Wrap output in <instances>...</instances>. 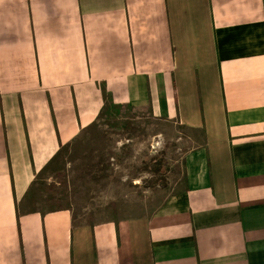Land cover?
Segmentation results:
<instances>
[{
	"label": "crops",
	"instance_id": "obj_1",
	"mask_svg": "<svg viewBox=\"0 0 264 264\" xmlns=\"http://www.w3.org/2000/svg\"><path fill=\"white\" fill-rule=\"evenodd\" d=\"M204 132L151 215L21 212L106 101ZM0 264H264V0H0Z\"/></svg>",
	"mask_w": 264,
	"mask_h": 264
},
{
	"label": "rangeland",
	"instance_id": "obj_2",
	"mask_svg": "<svg viewBox=\"0 0 264 264\" xmlns=\"http://www.w3.org/2000/svg\"><path fill=\"white\" fill-rule=\"evenodd\" d=\"M202 141V131L156 118L147 106L108 100L35 176L20 211L69 209L81 225L149 216L181 188L182 156Z\"/></svg>",
	"mask_w": 264,
	"mask_h": 264
},
{
	"label": "trees",
	"instance_id": "obj_3",
	"mask_svg": "<svg viewBox=\"0 0 264 264\" xmlns=\"http://www.w3.org/2000/svg\"><path fill=\"white\" fill-rule=\"evenodd\" d=\"M203 136H204V132H203ZM205 137V136H204ZM163 162V161H162ZM161 163V162H160ZM156 170H158V169H155V170H152V171H156Z\"/></svg>",
	"mask_w": 264,
	"mask_h": 264
}]
</instances>
